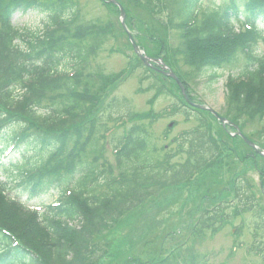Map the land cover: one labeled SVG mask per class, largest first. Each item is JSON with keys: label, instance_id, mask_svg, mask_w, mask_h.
Masks as SVG:
<instances>
[{"label": "trees", "instance_id": "1", "mask_svg": "<svg viewBox=\"0 0 264 264\" xmlns=\"http://www.w3.org/2000/svg\"><path fill=\"white\" fill-rule=\"evenodd\" d=\"M115 1L123 7L125 25L137 45L147 56L162 59L191 102V80L211 73L214 81L217 71L231 69L240 57L247 60L239 75H228L222 116L242 133L247 119L263 121L264 58H257L254 50L261 34L255 24H264V0H218L213 12H203L204 0ZM98 2L107 11V20L97 25L82 20L78 0H0V158L9 152L20 156L1 169L7 179L0 182V264H206L207 256L197 254L165 256L164 241L173 233L156 238L154 247H149L151 221L146 217L142 227L139 219L149 207L168 203V188L189 183L195 174L201 181L216 178L223 170L235 177L228 184L233 196L221 201L230 194L227 189L218 191L217 197L211 190L203 193L207 196L200 194L199 198L217 203L198 217L197 235L231 224L226 210L240 204L232 208L233 217L243 211L239 208L253 212V238L263 239L264 207L258 200H264V158L238 136H231L233 128L189 106L171 78L147 68L132 50L119 9ZM29 13L46 18L41 29L13 26L15 15ZM235 24L253 28L235 33ZM169 29L177 30L181 39L174 51ZM107 35L117 39L112 52L127 59V69L117 78L103 80L91 61L99 38ZM119 36L125 38L129 53L120 50ZM178 56L189 70H175ZM136 69L144 71L159 94L175 98V113L192 115L199 124L180 135L185 138L177 153L166 146L152 150L146 126L136 125L128 115L120 116L125 101H108ZM105 117L115 124L127 120L118 129L107 128ZM121 128L123 133L117 135ZM251 137L264 152V142ZM106 149L111 151L112 164ZM180 154L186 157L184 162L169 165ZM249 171L258 176V198L245 179ZM54 191L58 193L54 206L42 212L31 211L24 203ZM112 232L115 238L110 241ZM107 235L110 242L103 245ZM261 239L250 253L264 255ZM138 245H144L151 257L142 259ZM237 247L242 244L232 248Z\"/></svg>", "mask_w": 264, "mask_h": 264}, {"label": "rangeland", "instance_id": "2", "mask_svg": "<svg viewBox=\"0 0 264 264\" xmlns=\"http://www.w3.org/2000/svg\"><path fill=\"white\" fill-rule=\"evenodd\" d=\"M78 1L79 5L82 7V20L97 25L103 24L107 20V11L100 5L98 0ZM219 4L220 2L218 0H204L203 12H213L215 10L214 6H218ZM45 21L46 18L44 16L37 15L36 13H29L23 16L15 15L12 23L15 28H27L34 31L36 29H41ZM113 25L115 30L118 32L116 18H113ZM234 26L236 27L238 25ZM258 28L264 33V24L258 25ZM176 31L177 30L169 29L167 35L172 51H174L173 49H175L181 41L180 36ZM119 37L120 50L124 54L129 53L126 47L127 43L125 38L123 36ZM116 40L117 39L112 38L110 35L101 36L98 40L99 49L91 61L92 66L96 71L98 70L99 75L103 80H106L109 77L111 79L117 78L127 69V59L124 56L112 52V48L114 47ZM254 55L256 57H264L263 42L259 41L256 44ZM177 60V66L175 67V70L177 69L176 71L182 72L189 70L187 66L183 65L181 56H178ZM246 64H248V61L243 57H240L236 64L230 67L231 69L217 71V75H219V77H217L214 81H211V77L209 76L211 73L200 75L190 82L188 81L190 83L193 104L202 105L222 114L225 110V83L227 81L228 74H232L233 76L239 75L244 70ZM114 99L118 100V102H121L122 100L125 101V107L121 109L123 114L120 116L124 117V115H128L130 118L134 119V123L136 125L143 124L146 126V131L151 139L152 150L155 146H166L167 149H172V154L177 153L178 150H180V143H184V140L182 139L185 138H180V135L182 133H188L192 129H196L199 125L192 115L186 117L181 113H175V105L177 104L175 98L159 94L156 89L153 88L152 81L146 79L144 71L140 69H136L131 72L125 82L121 85L119 84L114 93L109 96L108 101L111 102V100ZM108 101L106 100V104ZM117 112L121 114L120 111H115L114 114ZM105 118V126L107 128H120V126L116 127L115 121H109L110 117ZM241 122L244 123V120ZM130 125L132 124L129 123L128 126ZM123 130L124 128L116 130L117 135H121ZM263 133L264 119L262 122L257 119H247L245 127L243 128V134L245 136H252V139L264 142ZM178 138L180 139L178 140ZM106 139H109V136ZM239 147H242L244 150L247 149L243 145H239ZM105 154L106 159H108L112 164L113 159L111 151L106 149ZM180 156L181 157L172 158L169 165L172 167H178L179 164L183 163L186 157L181 154ZM13 157L16 160L20 158V156L16 154L12 155V158ZM241 167L242 164H238L237 171L241 169ZM196 175L197 176L191 179L189 183L186 181L184 184H180V186H172L171 188H168L166 191L168 203L161 204L160 207L157 203L156 207H149L144 216L140 217L139 215V221H142V227L146 217L152 224V229L147 241V243L152 242V245L149 247H154L153 242L156 238H161L167 233H173V236H167L166 241H164L165 249L168 250L165 256L186 257L195 254L199 256H209V260L206 264H264V260L258 257L264 256L262 253L261 255H255L254 253L249 252L252 245H258V242H260L261 239L259 236L256 241L253 238V233L255 232V216L253 215V212L245 211L244 208H239L238 210L241 209L243 211L240 212L238 216L235 215L233 217L234 210L232 208L234 207L235 209L237 207H242L240 204L239 206L234 204L231 209L226 210L227 213H230L231 215V224H226L218 230L215 227L212 228V230L206 229L203 234L197 235L200 223L198 225L195 223L199 221L198 217L206 210L210 212L213 209V206L217 203L216 200L210 201L199 198L200 194L201 197H203V195H206L203 193H207L208 190L217 193L218 191L220 192L227 189L230 191V194L225 197L226 200L221 199V201L226 202L233 196L228 184L232 181L234 182L235 177L229 175L227 171L225 172V170H223L218 177H208L209 179L206 178L203 181H201L202 178H200V174ZM4 179L5 175L0 173V182H3ZM245 179H247L249 185L252 186V191L254 190L255 193L258 186L257 174L249 171L246 174ZM218 181L220 184H217ZM200 184L201 186H199ZM198 188L202 193L199 192ZM218 194L219 193L216 194V197ZM256 194V197L258 198V192H256ZM57 195L58 193L54 191L48 196L26 202V204L27 206L33 207L46 206L54 202ZM174 195H176L177 198H175ZM258 204L259 206L264 207V200H258ZM157 213H159V217H157ZM192 220V229L186 235V230L189 228L188 226ZM236 229L240 230V232L234 236L232 233L235 232ZM192 231H195V234H192ZM115 232H112L110 241L115 238ZM107 237L108 235L105 237L103 245H107L110 242ZM118 237H120V235ZM261 240L264 241V237ZM238 243L242 244V248L237 247L233 250L232 247L235 246V244L237 246ZM137 248H140V255L143 254V256H141L142 259L151 257L145 254L146 249L144 245H138L136 247V251ZM230 251L234 254H230ZM161 256L164 255L161 254ZM103 264H105V262H103Z\"/></svg>", "mask_w": 264, "mask_h": 264}, {"label": "water", "instance_id": "3", "mask_svg": "<svg viewBox=\"0 0 264 264\" xmlns=\"http://www.w3.org/2000/svg\"><path fill=\"white\" fill-rule=\"evenodd\" d=\"M109 2L115 4V5H118L117 2L115 1H112V0H109ZM119 6V5H118ZM119 9H120V13H121V23L122 25L124 26V19H125V15H124V12H123V9L121 6H119ZM129 39H130V42L133 46V49H134V52L137 54V56L141 59V61L147 65V66H151L150 65V62H158L156 60H151L149 58H147L146 56L143 55L142 51H140V49L135 45V43L132 41L131 39V36L129 35ZM170 78H172L173 80L176 81V83L178 84V86L180 87L181 89V92L182 94L185 96V93H184V89H183V86L181 85V83L179 82V80L177 79V77L173 74V73H169L167 74ZM186 98V97H185ZM194 106V105H193ZM196 108H200V109H205V110H208L210 113H212L216 118L217 120H219L222 124H225V120L224 119H221L214 111L210 110V109H207V108H203V107H200V106H194ZM238 135L251 147L253 148L254 150H256V147L253 143L249 142L245 137H243L241 135V133H238Z\"/></svg>", "mask_w": 264, "mask_h": 264}]
</instances>
